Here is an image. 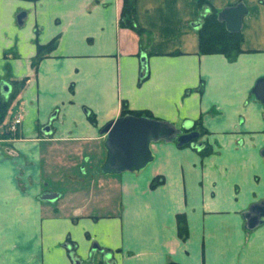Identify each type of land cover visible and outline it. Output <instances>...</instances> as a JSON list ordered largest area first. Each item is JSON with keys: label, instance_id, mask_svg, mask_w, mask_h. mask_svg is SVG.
Instances as JSON below:
<instances>
[{"label": "crops", "instance_id": "obj_1", "mask_svg": "<svg viewBox=\"0 0 264 264\" xmlns=\"http://www.w3.org/2000/svg\"><path fill=\"white\" fill-rule=\"evenodd\" d=\"M202 1L247 7L236 61L199 53L198 0H136L142 36L120 27L123 0H0V101L26 80L19 135L0 137V264H264V224L244 219L264 201V0ZM123 105L183 132L200 122L213 152L160 142L142 170L103 174L101 130Z\"/></svg>", "mask_w": 264, "mask_h": 264}, {"label": "water", "instance_id": "obj_2", "mask_svg": "<svg viewBox=\"0 0 264 264\" xmlns=\"http://www.w3.org/2000/svg\"><path fill=\"white\" fill-rule=\"evenodd\" d=\"M247 15V7L244 3H239L220 12L219 20L225 23L226 29L230 33H239L243 25V18ZM23 16L24 14L18 17L19 22ZM199 27L200 25H197L196 28L198 29ZM142 64H146L145 56L142 58ZM1 89L4 95H9L12 90L7 83H2ZM253 93L264 106V78L256 83ZM49 131V127H46V132ZM101 134L106 135V146L109 152L107 162L101 169L103 174L142 170L153 159L150 150L152 144L176 142L179 148H183L186 145L194 147V142L199 138L197 132L183 134L182 130H178L170 123L132 115L119 117L108 123L101 130ZM200 146L201 144H196L197 148H200ZM59 196L57 193H44L40 196V200L54 202ZM244 219L248 231H252L264 224V201L252 205L245 213ZM93 249L97 250L99 248L94 246ZM104 255L106 257L108 254L105 253Z\"/></svg>", "mask_w": 264, "mask_h": 264}, {"label": "trees", "instance_id": "obj_3", "mask_svg": "<svg viewBox=\"0 0 264 264\" xmlns=\"http://www.w3.org/2000/svg\"><path fill=\"white\" fill-rule=\"evenodd\" d=\"M29 1H37V0H29ZM136 0H123V8L120 17V27L121 28H128L139 36H142L146 33L144 29L139 27L136 21V9H135ZM198 4L201 8L207 7L208 11L205 15H203L201 20V26L198 30L199 35V53L201 55H223L229 62L236 61L237 57L242 53L241 44L243 41V36L241 32L239 33H230L225 26L224 22L219 20V12L209 6L206 2L202 0H198ZM55 48V41H52L47 46H37V54L32 61L33 68H37L38 63L42 60L44 53H48ZM144 78V76H142ZM143 80V79H141ZM26 80H22L19 82L13 83L15 88L19 84L21 87L24 86ZM203 83L199 88V91H202ZM15 91L11 94L8 100H3L0 102V126L3 125L7 111L10 108L14 98H15ZM127 115H132L136 117H147L153 118V115L147 111L145 112H134L130 111L126 105H123L121 116L124 117ZM88 119L95 124L96 118L93 113L88 114ZM186 133L197 132L199 134L198 141L207 134V131L203 129L200 125V122H196L194 126L185 131ZM19 132L13 133L11 130L6 131L2 138H13L18 137ZM204 148L200 150V154L202 157L209 156L213 150L210 146L204 144ZM190 145H186L185 147H189ZM164 182L162 177H157L153 179L151 182V188L154 189L157 186L161 185ZM177 222L179 226V235L183 239H186L188 236V228H187V220L185 215L177 216Z\"/></svg>", "mask_w": 264, "mask_h": 264}, {"label": "rangeland", "instance_id": "obj_4", "mask_svg": "<svg viewBox=\"0 0 264 264\" xmlns=\"http://www.w3.org/2000/svg\"><path fill=\"white\" fill-rule=\"evenodd\" d=\"M24 86H20L19 84L17 85V87L15 88V93H16V95H15V98L17 97V95H18V93L20 92V90L23 88ZM14 98V99H15ZM1 101H3V100H1ZM0 101V102H1ZM14 101V100H13ZM11 107V106H10ZM9 111H10V108L8 109V111H7V116H6V119H5V121H4V123H3V129H6V128H8V129H6L5 130V132L8 130V131H10V127H11V125H8L9 123H11V121L12 120H17V119H19V118H17L16 116L14 117V115L16 114L15 112L14 113H9ZM8 117V118H7ZM6 122V123H5ZM5 124V125H4ZM19 130V129H18ZM17 130V131H18ZM4 132V133H5ZM4 133H1L0 134V137H1V135H3ZM14 133V132H13ZM15 138V137H14ZM199 139V138H198ZM7 140H9V138H7ZM194 143H196V144H199V141L197 140V141H195ZM203 144V143H202ZM192 147V146H191ZM194 148V147H193ZM195 149H197L196 148V146H195Z\"/></svg>", "mask_w": 264, "mask_h": 264}, {"label": "built area", "instance_id": "obj_5", "mask_svg": "<svg viewBox=\"0 0 264 264\" xmlns=\"http://www.w3.org/2000/svg\"><path fill=\"white\" fill-rule=\"evenodd\" d=\"M21 124V120L20 119H17V120H15L13 123H12V125H11V127H10V130L12 131V132H17V130H18V126Z\"/></svg>", "mask_w": 264, "mask_h": 264}, {"label": "flooded vegetation", "instance_id": "obj_6", "mask_svg": "<svg viewBox=\"0 0 264 264\" xmlns=\"http://www.w3.org/2000/svg\"><path fill=\"white\" fill-rule=\"evenodd\" d=\"M182 132H183V131H182ZM183 134H188V133H186V132H183ZM197 140H198V139H197ZM197 140H196V141H197ZM199 144H201L200 148H197V147H196V148H197V149L200 151L201 149H203V148H204V146H205V145H204V144H202V143H199ZM195 146H196V143H195V145H194V148H195Z\"/></svg>", "mask_w": 264, "mask_h": 264}]
</instances>
